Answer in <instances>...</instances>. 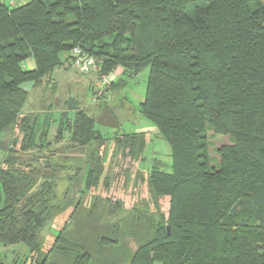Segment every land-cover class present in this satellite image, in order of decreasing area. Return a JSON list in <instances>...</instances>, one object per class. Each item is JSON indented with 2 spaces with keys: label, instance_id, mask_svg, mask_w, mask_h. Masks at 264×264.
Returning <instances> with one entry per match:
<instances>
[{
  "label": "trees",
  "instance_id": "trees-1",
  "mask_svg": "<svg viewBox=\"0 0 264 264\" xmlns=\"http://www.w3.org/2000/svg\"><path fill=\"white\" fill-rule=\"evenodd\" d=\"M74 47L94 58L99 75L120 67L122 77L109 83L116 89L147 70L139 111L168 143L169 170L144 164V131L115 130L109 161L94 152L81 165L46 160V175L21 158L51 144L57 112L26 111L29 92ZM63 105L55 142L64 131L71 148L107 142L78 101ZM2 134L0 249L22 245L26 253L7 259L0 251V264H45L47 252L90 264L85 237L67 224L39 258L41 231L78 180L87 191L112 190L102 215L129 204L122 227L90 228L98 244L117 242L143 220L151 230L115 264H264V0H0Z\"/></svg>",
  "mask_w": 264,
  "mask_h": 264
},
{
  "label": "rangeland",
  "instance_id": "rangeland-1",
  "mask_svg": "<svg viewBox=\"0 0 264 264\" xmlns=\"http://www.w3.org/2000/svg\"><path fill=\"white\" fill-rule=\"evenodd\" d=\"M4 1L8 4V0ZM65 56L66 53L61 55L62 60ZM24 66L26 68H32L34 66L33 60L28 58ZM146 76L147 70H144L137 76L127 79V83L123 87L116 89V87H112V85L109 86V84L103 83L98 71L81 74L76 67L71 64L70 58L66 57L61 65L53 69L51 78L48 82H42L41 85L30 90L24 108L26 111H40L44 109L45 112L56 109L57 112L52 115L53 120H55L50 125L48 134V139L51 144L40 151L32 150L22 152L20 153L21 158L31 163V165H35L36 168L40 170L39 172L46 175L49 173L48 168H46V160L57 165H81L88 159L89 154L94 152L99 154L103 153L107 161L115 130L120 132L144 131L148 138L144 150V164L150 166V163L158 161L163 164L164 169L169 170L170 148L168 143L156 132L153 122L145 118L139 111V104L145 95ZM121 77L118 75L112 81ZM69 98L78 101L79 107L84 108L85 111L95 119L98 118L105 109H110L114 113L118 123L117 128H110L97 124L100 132L107 138V142L104 145L100 146V144L94 142L86 147L71 148L69 146L70 144H68V133L66 131L63 132L59 142L53 140L59 112L65 109L63 103ZM69 115L71 116L72 114ZM8 132L13 136L16 135V137H19V132L15 127H11ZM6 138L4 134L0 136V165H2L7 149ZM67 183L66 180H63L60 182L59 186L63 189L69 185ZM134 187L136 190L141 189V185L140 187L134 185ZM118 190L114 189L111 195H115ZM111 191L112 190L105 191L101 185L87 191L83 188V183H81V181L78 180L74 182L65 194L64 205L61 210L53 214L54 216L46 223L41 231L43 244L39 258L43 257L49 247H51L55 240V236L64 224H67L71 228H77L75 229L77 236L82 235L85 237L86 243L89 244L88 252L90 254V264H115L119 255L125 254L126 256L131 254L133 248L149 238L151 236V230L143 220V222H139L136 228L132 230V234H127V236H115L117 242L114 243H108L102 246L98 244L97 237L91 234L93 231L90 230L91 227L95 229L98 226L96 225L97 221H100L101 225H103L102 227L99 226L101 232L107 234L116 221H119V225L122 227V222H125V220L129 222L128 220L130 218L129 204L127 202L123 212L116 209L112 214H109L110 216L101 214L103 210H105L106 214L110 210L104 196H110ZM147 196L146 194L143 197L147 199ZM131 199L132 201H136L137 206L143 205L141 196H133ZM88 212L89 215H87ZM67 225L65 228H68ZM78 229H81V231L78 232ZM68 230H65L66 233ZM0 251L6 253L7 259H11L13 254L23 257L26 253V249L22 245L5 246L2 247ZM45 264H72V259L70 257H63L47 252Z\"/></svg>",
  "mask_w": 264,
  "mask_h": 264
},
{
  "label": "built area",
  "instance_id": "built-area-1",
  "mask_svg": "<svg viewBox=\"0 0 264 264\" xmlns=\"http://www.w3.org/2000/svg\"><path fill=\"white\" fill-rule=\"evenodd\" d=\"M22 1L23 0H8V5H14L17 2H22ZM70 62L82 74H88L90 72L99 70V67L96 64L94 58L87 55L79 47L72 48ZM100 76L103 83L105 84L110 83L111 80L108 77V75L100 74Z\"/></svg>",
  "mask_w": 264,
  "mask_h": 264
},
{
  "label": "water",
  "instance_id": "water-1",
  "mask_svg": "<svg viewBox=\"0 0 264 264\" xmlns=\"http://www.w3.org/2000/svg\"><path fill=\"white\" fill-rule=\"evenodd\" d=\"M96 123L101 126L110 127V128H117L118 123L113 116V114L108 110L105 109L98 118H96Z\"/></svg>",
  "mask_w": 264,
  "mask_h": 264
},
{
  "label": "crops",
  "instance_id": "crops-1",
  "mask_svg": "<svg viewBox=\"0 0 264 264\" xmlns=\"http://www.w3.org/2000/svg\"><path fill=\"white\" fill-rule=\"evenodd\" d=\"M2 1L5 2L4 0H2ZM66 56H68V54H66ZM121 72H122V69L120 67H117L113 71H111L110 73H108L107 75L110 78V80L112 81L118 75H121Z\"/></svg>",
  "mask_w": 264,
  "mask_h": 264
}]
</instances>
